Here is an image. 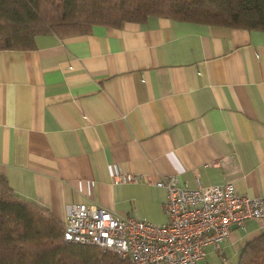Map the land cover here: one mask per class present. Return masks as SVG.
Listing matches in <instances>:
<instances>
[{"label": "crops", "instance_id": "crops-1", "mask_svg": "<svg viewBox=\"0 0 264 264\" xmlns=\"http://www.w3.org/2000/svg\"><path fill=\"white\" fill-rule=\"evenodd\" d=\"M166 174L264 195V29L148 15L0 49V176L13 194L61 223L74 202L159 223ZM261 235L264 220L246 219L200 264H237Z\"/></svg>", "mask_w": 264, "mask_h": 264}, {"label": "trees", "instance_id": "trees-1", "mask_svg": "<svg viewBox=\"0 0 264 264\" xmlns=\"http://www.w3.org/2000/svg\"><path fill=\"white\" fill-rule=\"evenodd\" d=\"M148 15L264 29V0H0V49H28L38 34H82ZM48 208L13 194L0 176V264H126L113 252L63 239ZM237 264H264V235Z\"/></svg>", "mask_w": 264, "mask_h": 264}, {"label": "built area", "instance_id": "built-area-1", "mask_svg": "<svg viewBox=\"0 0 264 264\" xmlns=\"http://www.w3.org/2000/svg\"><path fill=\"white\" fill-rule=\"evenodd\" d=\"M137 181L138 175L115 179ZM166 190L165 222H151L135 216L74 202L66 205L63 239L113 252L126 264H200L206 246L221 248L233 227L244 228L246 219L264 220V195L239 193L230 181L188 187L166 174L155 181Z\"/></svg>", "mask_w": 264, "mask_h": 264}]
</instances>
